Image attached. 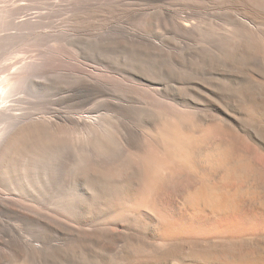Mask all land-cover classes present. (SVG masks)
<instances>
[{"label": "rangeland", "instance_id": "374dc122", "mask_svg": "<svg viewBox=\"0 0 264 264\" xmlns=\"http://www.w3.org/2000/svg\"><path fill=\"white\" fill-rule=\"evenodd\" d=\"M239 3L0 0V264H115L122 256L123 264H146L130 243L153 245L166 235L223 236L230 252L210 253V264L243 263V250L249 264H262L264 95L249 85L246 98L232 95L214 75L224 65L209 52L221 28L232 26L223 20L247 11ZM181 16L195 26L181 31ZM90 114L96 119L89 127L76 121ZM175 116L190 141L186 163L147 140L153 135L163 144L167 134L175 141L167 126ZM148 151L166 164L161 172L145 159ZM143 180L154 184L149 196ZM201 185L219 201L237 196L232 208L191 204ZM75 223H82L81 236L88 225L109 230L90 240V232L79 237ZM191 259L182 252L170 264Z\"/></svg>", "mask_w": 264, "mask_h": 264}, {"label": "bare ground", "instance_id": "6f19581e", "mask_svg": "<svg viewBox=\"0 0 264 264\" xmlns=\"http://www.w3.org/2000/svg\"><path fill=\"white\" fill-rule=\"evenodd\" d=\"M228 1V0H227ZM231 1V0H229ZM235 1H240L242 3V5L244 7L247 8V11L242 9L241 12H238L240 10H234V13H231L229 15L228 18L224 19L223 21L228 24H231V28H224L222 27L221 30L218 32V34H215L217 35V40H216V45L214 48H211V50L209 51L212 55V58L214 59V57H216L217 60L220 61V63L222 64V66L224 65V69H221V72L218 71L219 73H215L214 75L215 76H218L216 78H219L221 79L222 84H225L224 88H226L227 90L230 91V93L232 95H234L236 98H240V99H244L248 96L247 92L249 89L246 88V85H249V86H253L254 88H256V90H258L259 94H263L264 95V0H235ZM233 3H235L233 1ZM239 3V5L241 4ZM228 4V3H227ZM226 4V5H227ZM231 4V3H230ZM228 4V5H230ZM236 4V3H235ZM238 4V3H237ZM227 5V6H228ZM233 5V4H232ZM241 6V5H240ZM226 7V6H225ZM230 7V6H229ZM235 7V6H234ZM232 8V7H231ZM230 8V9H231ZM239 8V6H238ZM236 9V8H235ZM241 9V8H240ZM229 10V9H228ZM231 11V10H230ZM233 11V10H232ZM248 11L250 12L251 15L247 14ZM229 12V11H227ZM184 14V13H183ZM181 14V15H183ZM228 14V13H226ZM186 15V14H185ZM224 15H222L223 17ZM2 17V16H1ZM219 17V16H218ZM180 19L177 20V23H178V27L180 28L181 31L183 32H187L188 30L192 29L194 26H195V23L188 17L186 16H181L179 17ZM217 18V17H216ZM221 19V16L219 17ZM211 19V18H210ZM176 20V19H175ZM2 21V20H1ZM5 21V20H3ZM197 23V21H195ZM223 22V23H224ZM4 23V22H3ZM224 23V24H225ZM199 24V23H198ZM219 24H221L219 22ZM218 24V25H219ZM222 24V25H224ZM220 29V28H219ZM218 30V29H216ZM195 42V41H194ZM208 52V53H209ZM244 67L246 69H248L250 71V73L248 74H244L242 73V71H240V69ZM220 81V82H221ZM232 82H234L233 84H231ZM234 84H236L235 86H233ZM3 97V96H2ZM118 103V102H117ZM259 108V107H258ZM251 110V109H250ZM76 113V112H75ZM81 113V112H80ZM84 114V113H83ZM74 115V114H73ZM91 115V114H90ZM177 115V114H175ZM173 116V115H172ZM171 116V117H172ZM177 116H180L179 114ZM177 116H175V120H171V117H169L170 121L172 122H169V124L167 126L173 128V130H175L176 132V140L175 141H169V139L173 136L172 133H170L172 136L170 137L169 135L166 136L164 135V143L163 144H160L159 142H157V138L153 135H146L147 138L145 137V139L148 140V142H150L151 140H153L154 142H156V145H160L161 148H163L162 150H164L162 153L165 155H168L170 154L172 160H179V161H182L183 163H186L188 161V159L191 160V153H189V150H188V143L187 142H190L189 140H187L186 136L181 132L182 129H179V126L181 128V122L180 121H176L177 119H180V118H176ZM94 115H91V116H83V115H80V116H77L76 118V121L77 122H80V123H85V125L87 127H89L90 125H92L91 120H95L96 118H93ZM183 117H181V120L182 121H185V119L183 120L182 119ZM251 119V117H249ZM65 119V118H64ZM253 120V119H252ZM255 120H258V119H254ZM173 121H176V122H173ZM253 121V123H254ZM177 122H179L177 124ZM256 122V121H255ZM98 123V122H97ZM260 123V122H259ZM259 123L255 124V125H258L259 126ZM180 124V125H179ZM264 124V123H263ZM261 124V126L263 125ZM100 125V124H99ZM179 125V126H178ZM98 126V125H97ZM264 126V125H263ZM261 130H263L261 128ZM163 131H166V128L163 130ZM160 133L158 135H161L162 131H159ZM172 132V131H171ZM167 133V132H166ZM175 134V133H174ZM158 137V136H157ZM174 137V136H173ZM169 138V139H168ZM159 139V137H158ZM161 139V138H160ZM189 139V138H188ZM163 140V139H162ZM191 140V139H190ZM146 141V140H144ZM147 142V141H146ZM161 142V141H160ZM163 142V141H162ZM148 147L150 146L149 144H147ZM148 149V148H147ZM150 151V148L148 149ZM147 153V155H144L145 156V159L151 161L153 159L150 160V157ZM175 151V152H174ZM230 151H228L229 153ZM129 154V153H128ZM132 154V153H131ZM133 155V154H132ZM139 155V154H137ZM221 155V154H220ZM228 156V154H226ZM134 156H136L134 154ZM225 156V155H224ZM133 157V156H132ZM140 156H136L135 158H132L133 160L135 159L138 162H140L139 164H141V162H145L146 160L144 159V161H140L141 159L139 158ZM166 157V156H165ZM128 157L125 158V161L126 160H131L133 162V160L131 158L127 159ZM168 159V156L166 157ZM165 158V159H166ZM221 158V156L219 157ZM230 158V157H229ZM165 159L161 162L163 164ZM166 159V160H167ZM170 159V158H169ZM168 159V160H169ZM215 159V158H214ZM226 159H228L226 157ZM134 160V161H135ZM171 160V159H170ZM170 160H169V163H170ZM131 161H127L126 163H128V165L131 166ZM186 161V162H185ZM220 161V160H219ZM154 169L156 170V173L158 171L161 172V170H163V168H165V165L163 166L162 164H157L154 160ZM172 162H175V161H172ZM189 162V161H188ZM147 163V162H146ZM146 163H143V165H145ZM215 163V162H214ZM136 164V163H135ZM138 164V163H137ZM149 164V163H147ZM146 164V165H147ZM142 165V164H141ZM140 165V166H141ZM120 166V165H119ZM125 166V165H124ZM139 166V167H140ZM114 168V167H113ZM125 169V167H123ZM138 168V167H137ZM157 168V169H156ZM112 169V168H111ZM115 169V172H116V168ZM161 169V170H160ZM154 170V172H155ZM144 171V170H143ZM146 171V170H145ZM120 172V171H119ZM119 172H117V174H119ZM159 172V173H160ZM12 173V172H11ZM121 173V172H120ZM125 173V172H124ZM163 173V171H162ZM121 175V174H120ZM117 175H115L114 177H116ZM112 178H114L113 176H111ZM121 177V176H120ZM146 177V176H145ZM155 177V176H154ZM110 178V177H109ZM150 178V177H149ZM103 179V178H102ZM111 179V178H110ZM116 179V178H115ZM144 179V178H143ZM151 179V178H150ZM145 180V179H144ZM143 180V181H144ZM155 180V179H154ZM154 180H152L154 182ZM112 181V180H110ZM126 181V180H125ZM119 182V181H118ZM109 183V182H108ZM121 183H123L121 181ZM119 182V184H121ZM128 183V182H126ZM145 184H143V186L145 188H143V190L145 191V194L149 196V194L151 193V190H152V187L154 186L153 183H151V185L147 186L146 183L144 181ZM110 184V183H109ZM117 185V186H120V185ZM129 184V183H128ZM128 184H125V185H128ZM112 185V184H111ZM124 185V183H123ZM133 185V184H132ZM146 185V186H145ZM155 185L157 186V184L155 183ZM113 186V185H112ZM112 186H111V189H112ZM115 186V185H114ZM122 186V185H121ZM131 186V185H130ZM108 187V185H107ZM110 187V186H109ZM108 187V192H110V188ZM125 187V186H123ZM128 187L129 185L127 186V190H128ZM139 187V186H137ZM115 189L114 190V194L115 191L117 188L114 187ZM122 188V187H121ZM121 188H120V191H121ZM210 188V187H209ZM206 185H201L199 188H197L195 190V192L192 193V196L191 198H189V201L191 204L193 205H197L199 204L201 201H205L207 204L211 205V207H213L214 209L218 210V211H224L226 210L227 208L233 206L234 202L236 201V197L234 194H227L225 193V197H226V200L223 199V200H217L216 198V195L212 192L211 189H209ZM110 189V190H109ZM154 189V188H153ZM103 190V189H101ZM118 190V189H117ZM126 190V191H127ZM131 190V188L129 189ZM139 190V189H138ZM160 190V189H159ZM106 191V190H105ZM144 191H142L144 193ZM136 192V191H135ZM123 194H125L124 190L122 192ZM129 193V192H128ZM134 193V192H133ZM119 194V193H118ZM132 194V192H131ZM140 194V193H139ZM144 194V195H145ZM100 195H102L100 193ZM99 195V196H100ZM117 195V193L115 194V196ZM120 195H121V192H120ZM135 195V194H134ZM145 195V196H146ZM98 196V195H97ZM122 196V195H121ZM123 196H127V195H123ZM122 196V197H123ZM137 196V195H136ZM140 196H142L140 194ZM118 197V195H117ZM116 197V198H117ZM143 197V196H142ZM98 198V197H96ZM103 198V197H102ZM105 198V197H104ZM112 198V197H110ZM125 198V197H123ZM132 198V196H131ZM134 198V197H133ZM136 198V197H135ZM138 198H139V195H138ZM147 198V197H146ZM152 198V197H151ZM101 199V197H100ZM108 199V198H106ZM114 199V198H113ZM119 199H121L119 197ZM143 199V198H142ZM141 199V200H142ZM148 199V198H147ZM103 200V199H102ZM125 200V199H124ZM145 200V198H144ZM104 201V200H103ZM114 201H118V200H114ZM121 201V200H120ZM147 201V200H146ZM105 202V201H104ZM108 202V201H107ZM106 202V203H107ZM128 202V200H127ZM142 202V201H140ZM117 203V202H116ZM121 203V202H120ZM124 203V201H123ZM108 204V203H107ZM113 204V203H112ZM115 204V203H114ZM126 204V203H125ZM128 204V203H127ZM126 204L127 207H129L128 205ZM130 204V203H129ZM137 204V203H136ZM110 205H111V201H110ZM113 206V205H112ZM123 206V205H122ZM132 206V205H131ZM130 206V207H131ZM24 207V205H23ZM125 207V206H124ZM123 207V208H124ZM124 208L123 211L126 210H131L133 207H134V204L133 206L131 207V209H127ZM21 208V207H20ZM38 208V207H37ZM117 208V207H116ZM30 209V208H28ZM103 209V208H102ZM112 209V208H111ZM120 209H122L120 207ZM119 209V210H120ZM108 210V209H107ZM37 211V210H36ZM42 211V210H41ZM114 211V210H113ZM122 211V212H123ZM32 212V210H31ZM110 212V211H109ZM115 212V211H114ZM120 212V211H119ZM128 211H126L125 214H127ZM131 212V211H130ZM52 213V212H50ZM107 213V212H106ZM121 213V212H120ZM56 214V213H55ZM104 214V213H103ZM124 216H128V215H125ZM119 215V214H118ZM123 215V213H122ZM122 215H121V219H122ZM120 216V215H119ZM123 216V218H125ZM60 217V216H59ZM96 217V216H95ZM117 217V216H116ZM115 217V218H116ZM61 218V217H60ZM104 218V217H103ZM114 218V217H113ZM111 218V219H113ZM93 219V218H92ZM117 219V218H116ZM95 220V219H94ZM97 220V218H96ZM109 220V219H108ZM76 221V220H75ZM93 221V220H92ZM98 221H100L98 219ZM105 221V220H104ZM261 221V220H260ZM74 222V221H73ZM72 222V223H73ZM77 222V221H76ZM81 222V220H80ZM101 222V221H100ZM112 222V221H111ZM71 223V221H70ZM106 223V222H105ZM230 223V222H229ZM82 224V223H81ZM80 223L78 225H81ZM235 224V223H234ZM74 225V224H73ZM76 223H75V226L77 228V234H79V230H84V228H81L79 227ZM78 226V227H77ZM82 226V225H81ZM88 226H91L90 229L87 231V232H90V233H87L85 232L84 235L87 233V235H85L86 238L90 239V240H94L95 238H97V234H100V233H104L103 230H107L108 228H105L104 227V224L102 223L101 224H95V225H88ZM86 227V226H85ZM75 227L73 226L72 229H74ZM75 228V229H76ZM79 228V229H78ZM61 229V228H59ZM109 230V229H108ZM163 230V229H162ZM76 231V230H75ZM161 231V230H160ZM165 231V230H164ZM163 231V232H164ZM109 232V231H106L105 234ZM71 233V232H70ZM76 233V232H75ZM72 234V233H71ZM70 234V235H71ZM109 234V233H108ZM166 234V233H165ZM82 235V236H84ZM110 235V234H109ZM81 234H79V237H82ZM113 236V235H112ZM134 236V235H133ZM160 236V235H159ZM167 236V235H166ZM164 237L163 238H160V240H156L157 242H153L151 244L153 245H150V244H143V243H138L134 240L135 243H130V251L132 252V250L134 252H136V255L135 256H139L137 255L140 254V255H144L148 257L149 261H147L145 258H142L143 260H146L147 263L146 264H170L171 261L177 257L180 256V254L183 252L185 253L186 255H188L189 257H191L192 259L191 260H194L195 263L194 264H210V262H208L207 258L209 257L210 253H218V254H227L229 253L230 251L228 250V246H227V240L228 239H225L223 236H219V237H214V238H209V239H182V240H177V239H171L169 237ZM73 237V235H72ZM108 237V236H107ZM29 238V237H28ZM135 238V237H134ZM113 239V238H112ZM140 239V238H139ZM145 239V238H144ZM142 239V240H144ZM159 239V238H158ZM250 239V238H249ZM147 240V239H146ZM256 240V239H255ZM254 240V241H255ZM114 241V240H113ZM133 241V240H132ZM138 241V240H137ZM232 241V240H231ZM62 242V241H61ZM259 242L260 243H264V238L263 239H259ZM41 244V243H40ZM61 244V243H60ZM256 246V245H255ZM258 246V244H257ZM132 247V248H131ZM255 248V247H254ZM259 248V247H258ZM180 249L181 253L177 252L178 250ZM264 249V248H263ZM256 250V249H255ZM127 252V251H126ZM125 252V253H126ZM120 253V252H119ZM133 253V252H132ZM241 253H243L242 256V262H240V264H249L247 262V260L249 259V254L250 252H248V250H243L241 251ZM118 254V252H117ZM117 254H116V257H117ZM127 254V253H126ZM128 254H131V253H128ZM128 254L126 256H128ZM135 254V253H134ZM119 256V254H118ZM125 256V255H124ZM103 258H106V257H103ZM118 258V257H117ZM121 258V259H120ZM119 259V262L122 263V261H124L122 258H124L123 256L120 257ZM129 259V257H127ZM108 259H110L108 257ZM107 259V260H108ZM112 259V258H111ZM116 258H114L115 260ZM128 259L127 262H128ZM207 259V260H206ZM101 260V259H100ZM105 260V259H104ZM118 260V259H117ZM116 260V263L118 264L119 262H117ZM143 260H140V261H143ZM259 260V259H258ZM261 260V259H260ZM110 261V260H108ZM112 261V260H111ZM262 261V260H261ZM260 261V263H261ZM107 261H105L104 263H106ZM115 262V261H114ZM113 262V264H114ZM130 262V261H129ZM177 262V261H176ZM179 262V261H178ZM257 262V261H256ZM115 263V264H116ZM175 263V262H174ZM224 262L220 263V262H213L211 264H223ZM98 264V263H97ZM108 264V263H107ZM110 264H112L110 262ZM145 264V263H144ZM255 264V263H254ZM262 264H264V260L262 262Z\"/></svg>", "mask_w": 264, "mask_h": 264}]
</instances>
